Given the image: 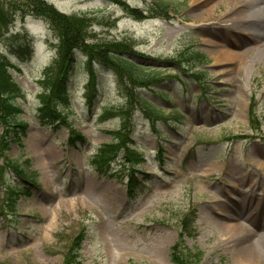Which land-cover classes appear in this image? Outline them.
<instances>
[{"label":"rangeland","instance_id":"1","mask_svg":"<svg viewBox=\"0 0 264 264\" xmlns=\"http://www.w3.org/2000/svg\"><path fill=\"white\" fill-rule=\"evenodd\" d=\"M39 1L80 18L91 51H75L57 103L65 121L46 123L38 107L58 79L60 36L31 0H0L20 108L0 109V264H172L181 238L198 255L188 264H264L253 254L264 236V41L239 19L264 0ZM101 44L131 50L161 80H131ZM192 51L206 60L194 65ZM118 130L135 154L119 151L102 172L93 156Z\"/></svg>","mask_w":264,"mask_h":264},{"label":"trees","instance_id":"2","mask_svg":"<svg viewBox=\"0 0 264 264\" xmlns=\"http://www.w3.org/2000/svg\"><path fill=\"white\" fill-rule=\"evenodd\" d=\"M31 2L35 7V11L43 14L51 21V24L60 36L58 53L56 60L54 61L58 66V79L55 81V84L51 86L50 90L43 93L41 97V103L38 107L39 117L41 120L48 124L59 123V121H65L66 117L57 108V103L66 96L65 85L67 86V79L69 78L74 67L73 61L75 51L84 49V52L88 51V53H90L91 49H88L89 46L84 41L86 30L84 28L83 21L80 18L64 15L51 5L41 3L39 0H31ZM157 6L164 13L169 8V4L164 1H161L159 4H157ZM9 19L10 13L6 12L3 9V6L0 5V33L6 31L7 24L10 21ZM100 47L105 49L102 51L99 49ZM106 48H110V50H107ZM97 49H99V53L102 54H104V51L107 50V53L109 52V54L113 57L112 60H114V63L125 70L128 74V77L133 81H137L142 84H150L153 86L161 80L162 72H156L155 69L146 71V69L151 68L145 67L137 62L136 59L138 58L135 54H132L131 50L120 47L118 44H101ZM96 53L98 52L96 51ZM189 54L191 57H194V65H196L197 62L202 63L206 60L205 55L199 51H192ZM7 68L8 64L6 63L4 56L0 55V109L6 113H9L10 110H12V107H16L13 99L14 95L18 92V87L16 86L14 88L12 85L10 77L7 74ZM156 93H160V91L156 90ZM16 109L20 111V108L16 107ZM145 109V112L149 116H163L160 113V110H158L159 108H157L155 105L149 104V106ZM22 125L23 124L18 122L10 124V126ZM21 131H23V128ZM75 136L80 137L79 134H76ZM71 139H73V137L69 138L70 142H72ZM114 141L118 142L102 144L93 156V163H95L97 168L102 172L108 173L109 164L116 157L119 151H124L123 156L127 161H130V159L135 154L134 151L131 150L132 148H129V140L128 142L124 141L121 130L116 131ZM128 176L129 179L127 181V186L131 190L136 184L132 178L133 168L129 170ZM183 241L184 240L181 238L171 247L170 258L172 264H188L189 262L194 263V257L198 256L195 251L186 248L183 244ZM198 258L199 257H197L196 260ZM213 264H228V262L223 261Z\"/></svg>","mask_w":264,"mask_h":264},{"label":"bare ground","instance_id":"3","mask_svg":"<svg viewBox=\"0 0 264 264\" xmlns=\"http://www.w3.org/2000/svg\"><path fill=\"white\" fill-rule=\"evenodd\" d=\"M231 1V0H230ZM235 1V0H234ZM238 1V0H236ZM250 14V15H247ZM243 18L246 20V27L248 29V36L253 39L255 42L264 41V7H255L251 11H245L240 13L239 19ZM227 55V54H226ZM215 61L220 62L222 60H226L224 54L221 52L220 54L215 55ZM42 142L39 141L37 145V151L40 155L44 153V149L42 147ZM41 146V148L39 147ZM41 149V150H40ZM264 228V225L260 226ZM253 254L260 260V262H264V236L260 237L256 246L254 247Z\"/></svg>","mask_w":264,"mask_h":264}]
</instances>
